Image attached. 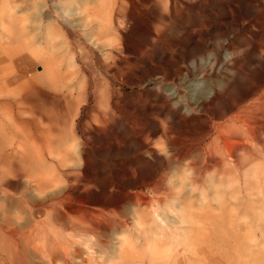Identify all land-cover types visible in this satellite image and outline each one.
Listing matches in <instances>:
<instances>
[{
  "label": "rangeland",
  "instance_id": "374dc122",
  "mask_svg": "<svg viewBox=\"0 0 264 264\" xmlns=\"http://www.w3.org/2000/svg\"><path fill=\"white\" fill-rule=\"evenodd\" d=\"M135 1L0 0V160L45 161L56 173L82 170L87 157L99 220L123 218L134 241H117L120 254L105 260L101 244L123 226L64 231L67 251L53 264H264V133L244 137L240 152L224 136L217 162L205 149L264 78V0ZM32 90L36 99L19 100ZM138 203L146 239L132 223ZM19 212L32 244V216Z\"/></svg>",
  "mask_w": 264,
  "mask_h": 264
},
{
  "label": "bare ground",
  "instance_id": "6f19581e",
  "mask_svg": "<svg viewBox=\"0 0 264 264\" xmlns=\"http://www.w3.org/2000/svg\"><path fill=\"white\" fill-rule=\"evenodd\" d=\"M100 1V0H99ZM85 3V2H84ZM103 3V2H102ZM111 3V2H110ZM136 1L132 0L131 7H134L136 9ZM98 5V4H97ZM101 8V7H100ZM130 8V7H129ZM62 9V8H61ZM105 9V8H104ZM134 9V10H135ZM99 10V9H98ZM128 10V9H126ZM130 10V9H129ZM132 10V8H131ZM98 12V11H97ZM125 12V11H123ZM135 14L136 12L133 11ZM130 12V13H133ZM101 13V10H100ZM124 14V13H123ZM7 15V14H6ZM44 15V14H43ZM106 15V14H105ZM73 16V15H72ZM102 15L99 19H101ZM105 17V16H104ZM108 17V16H107ZM73 18V17H72ZM8 19H6L7 21ZM73 20V19H72ZM80 20V19H79ZM107 20L108 19H101ZM111 20V18H110ZM130 20V19H129ZM138 20V19H137ZM52 21V20H49ZM78 21V20H77ZM97 21V20H96ZM116 21V20H115ZM106 22V21H105ZM104 23V22H103ZM102 23V24H103ZM66 24V23H64ZM108 24V23H107ZM136 24V23H135ZM68 25V24H67ZM75 25V24H74ZM94 25V24H93ZM106 25V24H105ZM92 27V26H89ZM90 30V29H88ZM87 30V31H88ZM104 30V29H103ZM76 32V31H75ZM81 32V31H79ZM90 32V31H89ZM68 33V32H67ZM91 33V32H90ZM126 33V32H125ZM78 34V33H77ZM80 34V33H79ZM89 35V34H88ZM79 36V35H78ZM91 36V35H90ZM89 36V37H90ZM81 37V36H80ZM88 37V36H87ZM96 37V36H95ZM83 41V39H82ZM95 41V40H94ZM71 42V41H70ZM74 42V41H73ZM94 43V42H93ZM76 44V43H75ZM96 62V61H95ZM93 65V64H92ZM69 76V75H68ZM155 78V77H154ZM257 79V78H256ZM30 82V81H29ZM2 83V82H1ZM27 84V83H26ZM24 85V84H23ZM73 85V84H72ZM16 87V86H15ZM26 87V86H25ZM5 89V88H3ZM2 89V91H3ZM12 89V88H10ZM23 89V88H22ZM14 90V89H13ZM16 90V89H15ZM14 90V91H15ZM25 90V88L23 89ZM22 90V91H23ZM29 90V89H28ZM179 90V89H178ZM218 90V89H217ZM19 91V90H18ZM36 91L32 92H26L23 94L22 98L19 99L21 102L28 101L29 99H36L38 96H35ZM21 93V92H20ZM254 94L252 101L248 103L247 105H244L243 108L239 110V113H237L233 118H231L230 121L227 123H222L220 125V130L218 131V135L212 139L213 141L210 143V147H207L206 145V151L207 153H210L212 157L215 159L214 161L217 162V154L222 153L223 150L227 147L226 142L222 143L220 142L221 138L227 139L230 144L232 145V148L236 152H240L241 149H243L246 145L243 138L244 137H253L257 138L261 134L264 133V78H262L259 82L254 83V89L252 91ZM66 94V93H65ZM63 95V94H62ZM70 95V94H69ZM113 95V94H112ZM41 96V95H40ZM42 97V96H41ZM65 97V96H62ZM186 97V96H185ZM68 98V97H67ZM215 98V97H214ZM11 99V98H10ZM66 99V98H65ZM23 100V101H22ZM64 101V100H63ZM67 101V100H66ZM71 101V100H70ZM112 101V100H111ZM68 103V102H67ZM74 103V102H73ZM69 104V103H68ZM36 105V104H35ZM70 106V105H69ZM82 108V107H81ZM38 112V108H35ZM41 111V110H40ZM42 112V111H41ZM206 112V111H205ZM228 112V111H227ZM5 113H7L5 111ZM45 113V112H44ZM24 114V113H23ZM45 114L40 113V119L44 117ZM46 117V115H45ZM48 119V118H47ZM7 120V119H6ZM42 121V120H41ZM44 121V118H43ZM42 121V122H43ZM46 122L48 120H45ZM237 121V122H236ZM6 122V121H5ZM13 122V121H12ZM49 122V121H48ZM219 122V121H218ZM11 123V122H10ZM16 123V122H15ZM24 123V122H23ZM26 123V122H25ZM12 124V123H11ZM30 124V123H29ZM17 125V123H16ZM28 125V124H27ZM207 125V124H206ZM211 125V124H210ZM218 125V124H217ZM14 126V125H12ZM208 126V125H207ZM206 126V127H207ZM219 126V125H218ZM17 127V126H16ZM13 128V129H16ZM20 127V126H19ZM74 127V126H73ZM211 127V126H209ZM213 128V127H212ZM73 129V128H72ZM75 130V128H74ZM199 130V129H198ZM211 130V129H210ZM17 131V130H16ZM40 131V130H39ZM207 131V129H206ZM212 131V130H211ZM215 131V130H214ZM21 132V131H20ZM196 132V131H195ZM203 132V131H202ZM226 132H229V136ZM36 135V134H35ZM198 135V134H197ZM226 135L228 137H226ZM18 137V136H17ZM25 137V136H24ZM203 137V136H201ZM218 137V138H217ZM181 138V137H180ZM24 139V138H23ZM22 139V140H23ZM26 139V138H25ZM35 139V138H34ZM184 139V138H183ZM259 139V138H258ZM21 140V141H22ZM27 140V139H26ZM31 140V139H30ZM182 140V139H181ZM211 140V139H209ZM28 141V140H27ZM187 141V140H185ZM246 141V140H245ZM262 141V140H261ZM32 142V141H31ZM181 143L184 141H180ZM189 142V141H188ZM207 142V141H206ZM27 143V142H26ZM25 143V144H26ZM177 143V142H176ZM261 143V142H260ZM19 145H22V142L18 143ZM17 144V145H18ZM24 144V143H23ZM24 144V146H25ZM185 144V143H183ZM199 144V143H198ZM34 145V144H33ZM186 145V144H185ZM193 145V143H192ZM195 145V144H194ZM193 145V146H194ZM201 145V144H200ZM35 146V145H34ZM39 146V145H38ZM190 146V145H187ZM23 147V146H22ZM29 147V146H28ZM181 147V146H180ZM2 148V147H1ZM19 148V147H18ZM33 148V147H32ZM152 148V147H151ZM150 148V149H151ZM178 148V147H177ZM182 148H184L182 146ZM181 148V150H182ZM199 148V147H198ZM196 147V149L198 150ZM25 149V148H24ZM27 149V148H26ZM149 149V150H150ZM155 149V148H154ZM190 149V148H189ZM188 149V150H189ZM23 150V149H22ZM191 150V149H190ZM200 150V149H199ZM25 151V150H23ZM38 151V150H37ZM176 151V150H175ZM184 151V150H183ZM187 151V147H186ZM192 151V150H191ZM190 151V152H191ZM204 151V149H203ZM86 152V151H85ZM189 152V155H190ZM196 152V151H194ZM151 153V152H150ZM155 153V152H154ZM181 153V151H180ZM183 153V152H182ZM181 153V154H182ZM188 153V152H187ZM192 153V152H191ZM206 153V154H207ZM235 153V152H233ZM78 154V153H77ZM239 154V153H238ZM188 155V154H187ZM186 155V156H187ZM241 155V154H240ZM264 155V154H263ZM79 156V155H78ZM180 156L179 154L177 157ZM239 156V155H237ZM85 157V155H84ZM188 157V156H187ZM183 158V157H182ZM204 158V157H203ZM239 158V157H238ZM207 159V158H206ZM227 159V158H226ZM194 160V159H193ZM228 160V159H227ZM239 160V159H238ZM81 161V162H80ZM175 161V160H174ZM198 161V160H197ZM208 161V160H207ZM45 161H39L36 165L31 161L29 166H24L23 169H13L12 167L6 169L4 168V162L0 160V194L2 197V202H0V208L1 212L3 213V218L0 223V264H28L27 262V255L32 252V264H53L56 260V258L60 257L61 254L65 251H67L66 246V238L62 237V232L72 230L75 234H78V230L81 229H93L96 231H102L104 233H108V227H111L112 225L116 223L119 226H123L119 230H115L113 234H111V237L116 238V241H113V244L109 242V239H106L103 244H101V252L104 253V259H110L108 258L109 252L113 250L114 254L119 255L121 252V249L117 248L114 245L117 243V241L122 244V247H130L131 243L134 241L132 238L128 235H124L128 229L126 226H124L125 223H120L121 218H115V219H108L109 221H100V210L99 208H96L91 204V199L93 195H95L97 189H93L90 192L85 190H88L92 188L93 185H91V179H88L87 181H84L85 177L83 175V170H87L89 166V159L85 157L82 161V157L79 156V164L83 165L82 170L77 169L73 172H70L68 169L62 170V171H56L49 170L46 167ZM170 162V161H169ZM225 162V161H224ZM230 162V161H229ZM239 162V161H238ZM196 163V162H195ZM204 164V162H203ZM206 164V163H205ZM209 165V164H208ZM206 165L207 167H209ZM214 165V164H212ZM217 165V164H215ZM244 166V165H243ZM34 167H37L38 170ZM194 167V166H192ZM196 167V166H195ZM198 167V166H197ZM242 167V166H241ZM213 168V167H212ZM259 169V168H258ZM257 169V170H258ZM211 170V169H210ZM201 171V170H199ZM205 171V168H204ZM209 171V170H208ZM216 171V170H215ZM196 172V171H195ZM202 172V171H201ZM200 172V173H201ZM211 172V171H209ZM240 172V171H239ZM261 173V170L259 171ZM204 173V172H203ZM206 173V171H205ZM221 174V171L219 172ZM218 173V175H219ZM211 174V173H210ZM213 174H216V172H213ZM197 175V174H196ZM194 175V176H196ZM204 176V174H202ZM208 175V174H207ZM216 175V176H218ZM250 175V174H249ZM260 175V174H259ZM28 176L27 183L23 184V186H27L26 188H23L21 190V186L24 180V177ZM246 176V175H245ZM261 176V175H260ZM259 176V177H260ZM222 177V176H221ZM224 177V176H223ZM249 177V176H247ZM202 178V176H201ZM206 178V177H204ZM209 178V175H208ZM217 178V177H216ZM215 178V179H216ZM252 178V177H251ZM264 178V177H263ZM64 179V180H63ZM167 179V178H166ZM165 179V180H166ZM192 179V178H191ZM221 179V178H220ZM224 179V178H223ZM220 180V181H223ZM248 179V178H247ZM250 179V178H249ZM195 180V179H193ZM198 180V179H197ZM201 180V179H200ZM204 180V179H203ZM202 180V181H203ZM209 180V179H208ZM252 180V179H251ZM251 180H249L251 182ZM259 180V179H258ZM98 181V180H97ZM96 181V182H97ZM205 181V180H204ZM225 181V180H224ZM223 181V182H224ZM64 182V183H63ZM212 182L209 181L208 184ZM241 182V181H240ZM243 182V181H242ZM248 182V181H247ZM254 182V181H253ZM257 182V181H256ZM260 182H262L260 180ZM95 183V182H93ZM92 183V184H93ZM225 183V182H224ZM110 184V183H109ZM175 184V183H174ZM202 184V183H201ZM204 184V183H203ZM250 184V183H249ZM96 185V183H95ZM215 185V184H214ZM204 186V185H203ZM245 186V185H243ZM96 187V186H95ZM108 187V186H107ZM199 187V186H198ZM206 187V186H205ZM13 188V192L10 191ZM106 188V187H105ZM201 188V187H200ZM9 189V190H8ZM107 189V188H106ZM206 189V188H205ZM215 189V188H214ZM217 189V187H216ZM242 189V188H241ZM240 189V190H241ZM264 189V188H263ZM199 190V188H198ZM221 190V188H220ZM261 190V189H260ZM106 191V190H105ZM108 191V190H107ZM185 191V190H184ZM187 191V190H186ZM185 191V193H186ZM205 191V190H204ZM204 191L199 192V194H203ZM214 193L213 195L215 194ZM219 191V190H218ZM231 191V190H230ZM242 191V190H241ZM101 192V190H100ZM112 192V191H111ZM110 192V193H111ZM126 192V191H125ZM124 192V193H125ZM207 192V191H205ZM210 192V191H209ZM212 192V191H211ZM224 192V190H223ZM262 192V191H261ZM104 193V192H103ZM108 193V192H107ZM127 194V193H126ZM208 194V192H207ZM221 194V193H220ZM108 195V194H107ZM139 195V194H138ZM144 195V194H143ZM166 195V194H165ZM170 195V193H169ZM210 195V194H209ZM218 195V194H217ZM227 195L230 196L228 193ZM171 196V195H170ZM173 196V195H172ZM183 198L184 195H181ZM191 196V195H190ZM226 196V195H225ZM140 197V196H139ZM144 197V196H143ZM178 197V196H177ZM180 197V196H179ZM188 197V195H187ZM185 197V199L187 198ZM200 197V196H199ZM206 197V196H205ZM211 197V196H210ZM213 197V196H212ZM105 202H107L108 205H114L115 203L113 201L107 200V196H104ZM110 199V198H109ZM131 199V198H130ZM135 199V198H134ZM170 199V198H168ZM166 199V200H168ZM172 199V198H171ZM199 199V198H198ZM217 199V198H216ZM219 199V195H218ZM226 200V198H224ZM101 200V199H100ZM107 200V201H106ZM137 200H140L139 198ZM165 200V198H164ZM181 200V199H180ZM189 200V199H188ZM208 200V198H207ZM206 200V203L207 202ZM213 199H211L212 201ZM1 201V200H0ZM99 201V200H98ZM104 201V200H103ZM184 201V200H183ZM202 201V200H201ZM199 200V202H201ZM231 203V200H229ZM141 202V201H139ZM171 202V201H170ZM199 202H197L199 204ZM221 202V201H220ZM236 202V201H235ZM103 203V202H102ZM146 203V202H144ZM180 203V202H179ZM185 203H187L185 201ZM190 203V202H189ZM211 203V202H210ZM213 203V202H212ZM229 203V202H227ZM226 203V204H227ZM104 204V203H103ZM106 204V203H105ZM139 204V203H138ZM142 204V203H141ZM139 206H135V209L133 211V224L136 228V230H140L143 233V236L146 239V236L144 235L148 229L145 227V218H144V212L145 210L140 208ZM161 204V203H160ZM183 204V202L181 203ZM136 205V204H135ZM144 205V204H143ZM172 205V204H171ZM189 205V204H188ZM202 206V203L200 204ZM209 205V204H208ZM207 205V206H208ZM211 205V204H210ZM204 206V205H203ZM213 208V205H211ZM215 206V205H214ZM133 207V206H132ZM183 207V206H182ZM179 208V207H178ZM181 208V207H180ZM179 208V209H180ZM187 208H191L190 206ZM186 208V209H187ZM206 208V207H205ZM204 208V209H205ZM214 208H217L214 207ZM185 211V209H183ZM190 209H188L189 211ZM192 210V209H191ZM215 210V209H214ZM26 212L29 213L30 216H32V221L30 222L32 224V230L29 231L30 234H32V244L31 240L24 239V231H23V225L25 226L24 222H21V218L18 217L17 212ZM170 211V210H169ZM173 211V210H172ZM184 211L183 214H184ZM195 211V210H194ZM216 211V210H215ZM220 211V210H219ZM19 212V213H20ZM131 212V210H130ZM171 212V211H170ZM187 212V210H186ZM185 212V213H186ZM197 212V211H196ZM15 213V214H14ZM17 213V214H16ZM190 214V212H188ZM226 213V212H225ZM178 214V212H177ZM180 214V213H179ZM22 215V214H21ZM169 215V214H168ZM188 215V214H187ZM197 215V214H196ZM173 216V215H172ZM176 216V215H175ZM193 216V215H192ZM220 216V215H219ZM36 217H38L36 219ZM112 217V216H111ZM178 217V216H177ZM189 218V216H188ZM217 218V217H216ZM132 219V218H130ZM187 219V218H186ZM209 220V218H208ZM188 222L191 221L188 219ZM26 222V221H25ZM126 222V221H125ZM183 222V221H182ZM185 222V221H184ZM194 222V219H193ZM221 222V221H220ZM186 223V222H185ZM179 223H177L178 225ZM176 225V224H175ZM193 225V223H192ZM223 228V227H222ZM84 231V230H83ZM139 231V232H140ZM82 232V231H81ZM101 232V233H102ZM69 234V233H68ZM115 234V235H114ZM59 235L62 238H59ZM91 236V235H90ZM142 236V235H141ZM77 237V236H76ZM26 238V237H25ZM103 238V237H102ZM108 240V241H107ZM157 241V240H156ZM108 243V244H106ZM91 244V243H90ZM105 244V245H104ZM144 247H147L151 249L152 251H156L159 249V245L157 242H155L154 239L146 240V242L143 243ZM82 247V246H81ZM30 249V252H29ZM80 249V248H79ZM32 250V251H31ZM91 251V250H90ZM107 252V254L105 253ZM98 253V252H97ZM31 254V253H30ZM86 254V253H85ZM96 254V253H95ZM88 255V254H87ZM80 258V257H79ZM93 258L90 257L87 259L86 263L83 264H89V262ZM35 260V261H34ZM63 262V261H62ZM164 262V261H163ZM30 263V262H29ZM112 264V263H109Z\"/></svg>",
  "mask_w": 264,
  "mask_h": 264
}]
</instances>
